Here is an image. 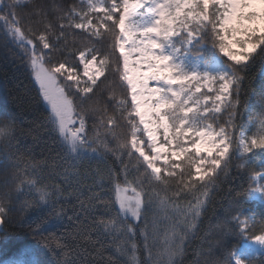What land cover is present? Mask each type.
<instances>
[{
	"label": "snow or ice",
	"instance_id": "obj_1",
	"mask_svg": "<svg viewBox=\"0 0 264 264\" xmlns=\"http://www.w3.org/2000/svg\"><path fill=\"white\" fill-rule=\"evenodd\" d=\"M98 3L97 8V3L89 0V11L82 15L74 9L58 15L57 20L67 24H59L60 35L53 42L50 11L30 7L20 0H0V22L6 33L19 38L25 48L38 83V95L50 108L46 130L53 135L54 143L62 139L68 149L62 184L31 179L43 165L18 152L5 150L0 157V167L5 170L0 182V233H6L13 223L25 224L24 214L30 209L35 213L23 229L33 240L19 246L0 264H73L66 259L67 230L60 235L50 230L58 231L65 219L64 208H58L61 200L76 199L73 216L67 219L74 221L75 235L85 240L93 235L107 237L119 241L118 249L130 246L135 253L139 232L147 253L146 264H183L190 236L198 231L197 221L208 211L217 181L228 178L234 166L250 173L251 184L245 189L248 198L259 194L264 200V159L259 161V169L252 163L256 156L264 157V70L260 73L258 93L246 76L251 65L258 60L264 62V0ZM56 11L63 12L59 8ZM93 15L97 17L95 24ZM74 17L81 22L73 24ZM38 24L42 29L36 27ZM65 27L97 35L102 28L112 35L113 49L118 48L123 61L122 79L130 94V133L116 131L121 127L119 118L108 115L107 107L84 106L97 79L104 74L107 61H97L94 49L87 50L90 59L85 51H80L85 77L82 80L76 66L52 55ZM26 33L32 39H27ZM209 45L228 58L225 67L217 71L189 70L185 61L193 50L207 49ZM195 57L206 59L203 51H197ZM97 63L99 67H94ZM77 95L79 103L73 99ZM257 97L261 110L254 115L255 107L249 101ZM89 118L93 123L89 124ZM18 120L16 113L0 110V141L9 148L20 131ZM89 152L99 159L109 153L135 156L140 164L135 171L139 173L143 168V174L129 181L125 165L121 184L120 174L112 168L106 175L96 169L92 175L98 180L82 185L77 163L67 157L83 158ZM234 160L239 162L234 165ZM170 182V194L161 198V192L169 193ZM132 183L135 187L130 186ZM83 187L90 193L86 200L81 198ZM20 190L35 195L26 197L17 208L13 198ZM161 205L171 209V215L163 221L157 214ZM16 211L21 213L19 217L14 215ZM224 216L216 226L215 238L198 252L202 258L195 264H256L255 257L264 258V216L257 219L246 215L236 200L229 202ZM137 221L140 223L135 224ZM161 231L164 244L154 256ZM6 239L0 236V242ZM250 246H256V250ZM80 252L82 259L78 264H88L91 254L86 248ZM260 264H264V259Z\"/></svg>",
	"mask_w": 264,
	"mask_h": 264
},
{
	"label": "trees",
	"instance_id": "obj_2",
	"mask_svg": "<svg viewBox=\"0 0 264 264\" xmlns=\"http://www.w3.org/2000/svg\"><path fill=\"white\" fill-rule=\"evenodd\" d=\"M20 2L36 9L43 7L51 12L48 16V21L53 24V34H51L53 42H55V36L60 35L59 24H67V21H58V15L66 14L67 9H74L75 13L81 15L89 11L88 4L83 0H23ZM58 8L62 9L63 12H57L56 9ZM92 20L94 24L97 23L95 15L92 16ZM79 22L78 18H73V24ZM36 27L42 29V25L40 24L36 25ZM26 38L32 39V36L26 33ZM25 47H28L26 41ZM88 49H94L96 57L101 61L106 60L107 63L103 69L104 74L97 79V86L94 92L89 94L91 98L87 100L84 106L93 109L107 107L108 115L119 118L118 122L121 127L116 129V131L130 133V129L128 128V113L132 112V108L128 103L130 101V94L126 88V82L122 79L123 61L118 48L115 51L113 49L112 35L105 32L102 28L97 35L87 30L65 27L63 37L54 48L52 55L61 62L67 59L81 73L82 64L79 62V53L80 51L87 52ZM197 51H203L207 60L211 59L215 54L220 55L224 62L228 59L219 52L218 48L212 49L210 45L207 49L193 50V54ZM53 62L55 63V60ZM262 70H264V62L259 60L246 70V76L250 78L251 87L257 93L262 83L260 75ZM248 83L249 81L246 80L244 85L245 91H247ZM73 99L79 103L78 95L74 96ZM244 99L245 94L242 92L241 100L243 101ZM121 101H124V103L122 104ZM249 102L255 107L256 111L253 114H258L261 110L258 97ZM0 110H10L12 113H16L19 117L18 125L20 129L17 139L13 142L11 148L0 141V157H2L5 150L18 152L25 159H31L33 163L43 165L41 172L38 175H32L31 179L43 180L48 184H62L64 181V176L61 174L62 169L67 167V163L65 162L68 151L67 145L62 139L54 143L53 135L50 131L46 130V121L50 109L47 103L38 95V83L35 82L34 75L32 74L28 55L25 54V48L21 47L19 38L14 39L10 34L6 33L2 22H0ZM247 117L248 113L245 112L244 118L247 119ZM88 122L91 124L93 120L89 118ZM67 159L77 163L81 172V176L78 179L85 186L93 184V180H98V177L92 175V172L96 169H102L106 175L108 169L112 168L116 173L120 174L119 182L121 184H123L125 165L127 166L129 181H134L135 177L143 174V168H140L139 173L135 171L136 168L140 167L135 156H118L109 153L104 159H99L95 154L89 152L83 158L68 156ZM262 159L264 157L261 156H256L253 159L252 163L257 169H259V161ZM238 162L234 160V165ZM187 164L188 161L185 160V167H187ZM85 173L88 175H85ZM249 175V172L237 170L234 166L228 178L221 177L217 181L218 188L213 192L208 211L203 213L201 219L197 221L199 225L198 231L190 236L187 251L183 257V264H195L197 260L202 258L198 255V252L202 248H207V243L215 238V234L218 231L216 226L223 222L225 209L229 206L230 201H239L241 211L248 216L255 215L257 219L264 216V202L248 198L245 192V189L251 184ZM4 176L5 170L0 167V182L3 181ZM172 184L173 182H170L169 193L161 192V198L170 194ZM130 186L135 187V183H132ZM82 191L83 197L81 198L86 200L90 194L88 188L83 187ZM237 193H240V195L237 196ZM33 195L35 194L28 193L26 190H20L14 195L13 203L19 208L21 201L26 197L31 198ZM102 195L107 198L108 194L104 193ZM76 203L75 198L68 201L61 200L58 208L62 206L66 212L62 227L58 231L50 229L51 231H56L57 235L64 233L65 230L69 233V235H65V242L69 245L67 260L73 262V264H78V261L82 259L80 249L86 248L91 254L88 257V264H136L137 261L139 264H146L147 253L143 248V241L139 232L136 236L137 250L135 253L130 251V246L118 249V240L112 241L107 237L98 238L96 235H93L90 240H85L75 235L73 229L76 225L73 220H69L67 217L73 216V206ZM34 214L31 209L24 214L25 224L29 222V217L34 216ZM157 214L161 221H163L166 215H171V209L170 207L161 205L157 210ZM14 215L19 217L21 213L16 211ZM112 215H115L114 211ZM139 223L138 221L135 222V224ZM25 224L13 223L9 226L6 233H0V236L7 237L6 240L0 242V261L9 258L26 241L33 240V237L25 235L23 230ZM164 239V233L161 231L157 240V246L153 250L154 256L160 251L161 246L164 244ZM101 244L104 245L102 249L100 248ZM98 249L99 252L97 253ZM133 256L136 258L135 261L133 260ZM157 258L159 259L160 257ZM261 259L264 258L255 257L256 264H260Z\"/></svg>",
	"mask_w": 264,
	"mask_h": 264
},
{
	"label": "rangeland",
	"instance_id": "obj_3",
	"mask_svg": "<svg viewBox=\"0 0 264 264\" xmlns=\"http://www.w3.org/2000/svg\"><path fill=\"white\" fill-rule=\"evenodd\" d=\"M20 1H23V0H20ZM83 1H85L87 4L89 3V0H83ZM93 3H97V8L99 7L98 0H93ZM126 50H127V45H126ZM194 57H195V54H192V56L187 58L186 61H185V66L189 70H199V71L211 70V71H217V70L225 67V62L223 61V58L220 55H218V54L213 55V57L211 59H209V60H207V59H203L202 60V59H200L198 57H195V58ZM86 58L90 59V56H87V52H86ZM134 58L135 57H132V59H134ZM96 59H97V61H101L97 57H96ZM94 67H99V63L95 64ZM82 73H83V66H82V72H81V79L83 80V79H85V77H83ZM253 199H256L258 201L264 202V200H261L259 198V194H256V196ZM246 247H249V246L246 245ZM250 247H253L252 251L256 250V246H250ZM241 254L245 255V256L247 255V253L244 250H242Z\"/></svg>",
	"mask_w": 264,
	"mask_h": 264
}]
</instances>
